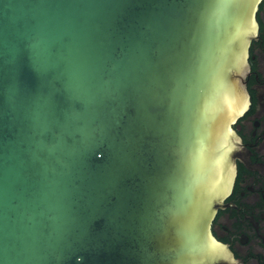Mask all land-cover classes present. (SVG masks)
Returning <instances> with one entry per match:
<instances>
[{
	"label": "water",
	"instance_id": "95a60500",
	"mask_svg": "<svg viewBox=\"0 0 264 264\" xmlns=\"http://www.w3.org/2000/svg\"><path fill=\"white\" fill-rule=\"evenodd\" d=\"M260 2L0 0V264H238Z\"/></svg>",
	"mask_w": 264,
	"mask_h": 264
},
{
	"label": "flooded vegetation",
	"instance_id": "af4514ba",
	"mask_svg": "<svg viewBox=\"0 0 264 264\" xmlns=\"http://www.w3.org/2000/svg\"><path fill=\"white\" fill-rule=\"evenodd\" d=\"M255 19L256 36L248 46L245 78L249 104L232 125L237 138L236 174L210 230L238 264H264V0Z\"/></svg>",
	"mask_w": 264,
	"mask_h": 264
}]
</instances>
